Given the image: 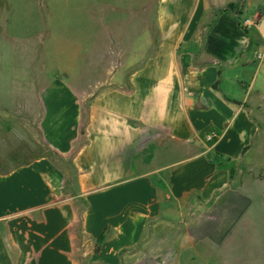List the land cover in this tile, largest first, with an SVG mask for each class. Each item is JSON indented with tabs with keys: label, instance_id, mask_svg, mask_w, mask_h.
<instances>
[{
	"label": "crops",
	"instance_id": "obj_1",
	"mask_svg": "<svg viewBox=\"0 0 264 264\" xmlns=\"http://www.w3.org/2000/svg\"><path fill=\"white\" fill-rule=\"evenodd\" d=\"M150 1L117 84L43 90L70 165L0 167V264H264V0Z\"/></svg>",
	"mask_w": 264,
	"mask_h": 264
},
{
	"label": "rangeland",
	"instance_id": "obj_2",
	"mask_svg": "<svg viewBox=\"0 0 264 264\" xmlns=\"http://www.w3.org/2000/svg\"><path fill=\"white\" fill-rule=\"evenodd\" d=\"M150 2L0 0V167L38 154L70 165L39 131L43 90L60 80L86 103L89 94L117 84V72L126 75L140 54L133 51L137 38L118 32L132 28L136 14L152 11Z\"/></svg>",
	"mask_w": 264,
	"mask_h": 264
},
{
	"label": "built area",
	"instance_id": "obj_3",
	"mask_svg": "<svg viewBox=\"0 0 264 264\" xmlns=\"http://www.w3.org/2000/svg\"><path fill=\"white\" fill-rule=\"evenodd\" d=\"M244 24H245V25H250L251 22H250L249 20H245V21H244ZM258 55L260 56V53H259ZM211 138H212V135H211V134L207 135V139H211Z\"/></svg>",
	"mask_w": 264,
	"mask_h": 264
},
{
	"label": "trees",
	"instance_id": "obj_4",
	"mask_svg": "<svg viewBox=\"0 0 264 264\" xmlns=\"http://www.w3.org/2000/svg\"><path fill=\"white\" fill-rule=\"evenodd\" d=\"M227 8L229 9V10H234V12H236V10L234 9V5L233 4H228L227 5Z\"/></svg>",
	"mask_w": 264,
	"mask_h": 264
}]
</instances>
